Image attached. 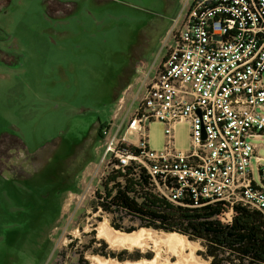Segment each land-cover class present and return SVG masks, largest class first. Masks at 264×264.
Returning <instances> with one entry per match:
<instances>
[{
    "label": "rangeland",
    "instance_id": "1",
    "mask_svg": "<svg viewBox=\"0 0 264 264\" xmlns=\"http://www.w3.org/2000/svg\"><path fill=\"white\" fill-rule=\"evenodd\" d=\"M193 2L0 0V264L154 258L153 245L113 248L98 237L101 222L111 226L93 210L107 166L99 130L129 119ZM148 135L162 151L164 124ZM255 143L264 157V136ZM190 145V125H177L176 149ZM123 251L141 258L106 256Z\"/></svg>",
    "mask_w": 264,
    "mask_h": 264
},
{
    "label": "built area",
    "instance_id": "2",
    "mask_svg": "<svg viewBox=\"0 0 264 264\" xmlns=\"http://www.w3.org/2000/svg\"><path fill=\"white\" fill-rule=\"evenodd\" d=\"M183 19L144 75L129 119L103 131L101 187L134 167L174 205H220L224 225L239 205L264 216V157L255 143L264 136V0H194ZM152 122L165 126L162 151L149 148ZM181 123L191 128L188 150L175 147Z\"/></svg>",
    "mask_w": 264,
    "mask_h": 264
},
{
    "label": "trees",
    "instance_id": "3",
    "mask_svg": "<svg viewBox=\"0 0 264 264\" xmlns=\"http://www.w3.org/2000/svg\"><path fill=\"white\" fill-rule=\"evenodd\" d=\"M105 127L99 130L101 139ZM134 169L112 172L95 194L93 210L111 217L112 228L126 233L142 228L178 233L200 242L204 251L199 254L210 264H264V216L260 212L236 206L232 223L224 225L216 220L220 205H202L204 202L195 203L192 198L183 206L174 205L153 192L144 170ZM106 256L121 262L141 258L127 256L125 251Z\"/></svg>",
    "mask_w": 264,
    "mask_h": 264
},
{
    "label": "bare ground",
    "instance_id": "4",
    "mask_svg": "<svg viewBox=\"0 0 264 264\" xmlns=\"http://www.w3.org/2000/svg\"><path fill=\"white\" fill-rule=\"evenodd\" d=\"M98 237L105 240L113 248L133 249L148 248L150 245L155 253L151 260L127 262L126 264H203L197 257V245L187 237L178 233L158 234L142 228L132 233L115 230L108 221L101 222L97 228ZM91 258V257H90ZM175 258V260H173ZM94 264H118L108 259L92 257Z\"/></svg>",
    "mask_w": 264,
    "mask_h": 264
},
{
    "label": "flooded vegetation",
    "instance_id": "5",
    "mask_svg": "<svg viewBox=\"0 0 264 264\" xmlns=\"http://www.w3.org/2000/svg\"><path fill=\"white\" fill-rule=\"evenodd\" d=\"M12 155H13V154H12ZM9 157H11V156L9 155ZM1 161H2V160H1ZM4 166H5V168H6V169L4 168L5 170L10 169L11 171H12V168L15 167L14 165H9V164H7V165L4 164Z\"/></svg>",
    "mask_w": 264,
    "mask_h": 264
},
{
    "label": "crops",
    "instance_id": "6",
    "mask_svg": "<svg viewBox=\"0 0 264 264\" xmlns=\"http://www.w3.org/2000/svg\"><path fill=\"white\" fill-rule=\"evenodd\" d=\"M158 65H159V63H158ZM158 65H157V66H158ZM157 66H156V67H157ZM154 69H155V68H154ZM151 71H153V69H152Z\"/></svg>",
    "mask_w": 264,
    "mask_h": 264
}]
</instances>
